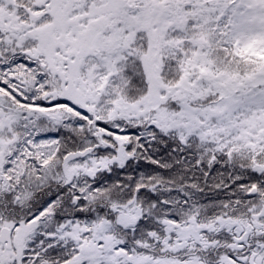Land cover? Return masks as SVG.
<instances>
[{
	"label": "snow or ice",
	"instance_id": "1",
	"mask_svg": "<svg viewBox=\"0 0 264 264\" xmlns=\"http://www.w3.org/2000/svg\"><path fill=\"white\" fill-rule=\"evenodd\" d=\"M0 264H264V0H0Z\"/></svg>",
	"mask_w": 264,
	"mask_h": 264
}]
</instances>
